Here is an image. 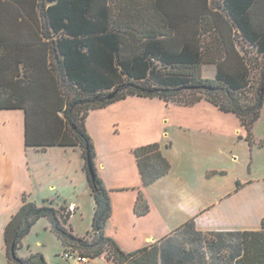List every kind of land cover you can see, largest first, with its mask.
Listing matches in <instances>:
<instances>
[{
    "label": "trees",
    "instance_id": "obj_1",
    "mask_svg": "<svg viewBox=\"0 0 264 264\" xmlns=\"http://www.w3.org/2000/svg\"><path fill=\"white\" fill-rule=\"evenodd\" d=\"M209 64L217 67L214 78L201 75ZM130 95L180 105L206 99L238 116L251 148L262 145L253 128L264 103V0H0V108L25 111L28 146L80 148L96 203L89 239L74 234L65 203L24 198L5 227L8 264H47L29 246L26 256L19 254L42 218L83 256L160 264L158 245L126 252L104 234L111 201L86 118ZM134 154L145 186L171 169L158 142L135 147ZM149 209L140 192L136 213ZM236 264H264V218L262 230L243 232Z\"/></svg>",
    "mask_w": 264,
    "mask_h": 264
},
{
    "label": "crops",
    "instance_id": "obj_2",
    "mask_svg": "<svg viewBox=\"0 0 264 264\" xmlns=\"http://www.w3.org/2000/svg\"><path fill=\"white\" fill-rule=\"evenodd\" d=\"M86 127L95 146L97 174L111 201L104 234L124 251L158 245L160 264H236L243 253V232L262 230L264 181L230 176V167L241 160L239 144L247 135L234 112L206 99L180 105L159 97L130 95L92 109ZM154 142L160 143L171 169L145 186L134 148ZM85 164L80 148L28 146L25 111L1 107L0 231L5 232L24 198L36 202L62 199L74 208L69 224L80 237L84 235L76 234L75 222L90 212L86 234L91 231L96 203ZM164 180L173 183L163 201L165 209L154 196L155 184ZM140 192L150 207L143 215L135 211ZM85 194L93 196L94 211H81L79 201ZM173 198L178 202L170 203ZM44 219L45 230L64 250L56 252V264H79L75 258L64 257L66 251L79 252L62 243L47 218L39 221ZM86 264L117 263L102 254L88 256Z\"/></svg>",
    "mask_w": 264,
    "mask_h": 264
},
{
    "label": "rangeland",
    "instance_id": "obj_3",
    "mask_svg": "<svg viewBox=\"0 0 264 264\" xmlns=\"http://www.w3.org/2000/svg\"><path fill=\"white\" fill-rule=\"evenodd\" d=\"M248 55L249 57H252L251 60L255 61L257 60L256 57L258 56L256 54V51L254 48L248 49ZM258 61H260L258 59ZM164 69H166L164 67ZM181 71H185L182 68H179ZM217 67L216 65H205L203 67V71H201V75L205 78H214L216 75ZM260 74L259 72L253 71V80L258 81V77ZM253 135L255 137V140L259 141L261 140L264 144V103L262 107V112L260 118L255 122L254 128H253ZM240 147V155L241 160L237 162V164L233 165L230 173V176H241L245 178L250 179H256V180H262L264 181V146L260 147L258 145L253 146V150H251L248 142L241 141L239 144ZM41 158V155L38 154ZM78 159V158H77ZM46 161H43L42 164L45 165ZM233 174V175H232ZM160 183V182H159ZM155 184L156 191H155V198L156 201H161L162 208L164 207V202H166L168 199L167 193H169L173 188V183H169L168 180H164L160 184ZM154 185V184H153ZM174 201H171L170 203H177L178 199L173 198ZM63 201L61 200H55V202ZM82 201V202H81ZM81 201H79V204L81 205V211H94V198L92 195L90 197H82ZM164 201V202H163ZM38 203L41 204L42 201L38 200ZM170 209H172V205L170 204ZM168 208V209H169ZM71 211V210H70ZM176 211H179L178 209ZM90 212L85 215L84 220H80V217L77 218V221L75 222L77 224V227L75 228L76 234H80L83 237H88L89 239L92 238L91 235L86 234V227L87 224L91 222L92 216L90 218ZM46 223L45 219L39 221L36 225H34L30 232L24 237L23 243L24 247L19 250V254L25 253L26 247H30L32 251L41 252L44 254L48 264H56V258L57 253L59 250L63 253V248L60 246L57 238L51 234L50 232H47L44 228V224ZM86 234V235H85ZM42 241L43 243H38V241ZM5 235L3 231H0V264H8V258L5 252ZM70 250H72L70 248Z\"/></svg>",
    "mask_w": 264,
    "mask_h": 264
},
{
    "label": "built area",
    "instance_id": "obj_4",
    "mask_svg": "<svg viewBox=\"0 0 264 264\" xmlns=\"http://www.w3.org/2000/svg\"><path fill=\"white\" fill-rule=\"evenodd\" d=\"M74 208L73 207H71V210H73ZM64 257H66V258H75V259H77V261H78V263L79 264H86V262L88 261V257L87 256H83V255H81V254H79V253H69V252H65L64 253Z\"/></svg>",
    "mask_w": 264,
    "mask_h": 264
},
{
    "label": "water",
    "instance_id": "obj_5",
    "mask_svg": "<svg viewBox=\"0 0 264 264\" xmlns=\"http://www.w3.org/2000/svg\"><path fill=\"white\" fill-rule=\"evenodd\" d=\"M88 165H89L90 173L92 174V176H94L93 169L90 163V159H88Z\"/></svg>",
    "mask_w": 264,
    "mask_h": 264
}]
</instances>
